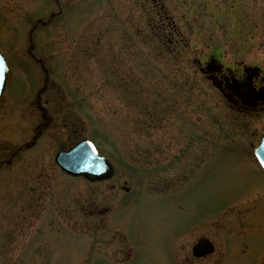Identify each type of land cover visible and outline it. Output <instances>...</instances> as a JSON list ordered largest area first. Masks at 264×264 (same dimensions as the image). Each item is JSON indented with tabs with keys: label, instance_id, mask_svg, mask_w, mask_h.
I'll use <instances>...</instances> for the list:
<instances>
[{
	"label": "rangeland",
	"instance_id": "rangeland-1",
	"mask_svg": "<svg viewBox=\"0 0 264 264\" xmlns=\"http://www.w3.org/2000/svg\"><path fill=\"white\" fill-rule=\"evenodd\" d=\"M0 51V264H106L126 242L125 264H182L183 234L207 217L188 249L201 234L216 249L189 264H257L258 238L233 257L220 247L262 194L264 109L237 115L197 59L264 69V0H0ZM82 138L112 179L56 165Z\"/></svg>",
	"mask_w": 264,
	"mask_h": 264
},
{
	"label": "flooded vegetation",
	"instance_id": "flooded-vegetation-1",
	"mask_svg": "<svg viewBox=\"0 0 264 264\" xmlns=\"http://www.w3.org/2000/svg\"><path fill=\"white\" fill-rule=\"evenodd\" d=\"M222 58L223 57H220L217 53L211 52L206 59H197V70L202 74L204 79H207L209 83L218 88V90L221 92L220 94L225 99V104L229 109H232L235 113H237V115L241 117L252 116L263 110L264 69L259 66H247L242 61H233L232 65H226L223 63ZM255 164L258 167L260 173L264 176V171L259 167L257 162H255ZM116 172L117 169L115 170L114 174ZM112 178L113 176L103 181H108ZM256 179L258 178L256 177ZM258 186L259 185L256 187ZM261 187L262 185H260V188ZM261 189L262 194L253 198L252 200L254 202L252 204L248 203L247 199L244 200V206L241 208L243 209V212L235 210L234 216L231 220L232 223L230 224L231 231L230 233H224L222 236L220 251L223 254V257L227 258L229 254H231L233 257V255L236 253V250L246 251L249 249L248 246L252 247V245H249L250 243H246V238L244 237L247 236L250 237L249 239L252 238L251 240L258 238L256 245H260V252L257 264L261 263L262 259H264V187ZM124 190L125 192H128L129 188L125 187ZM134 195L137 197L136 194ZM242 197V195H239L237 198L240 200ZM109 208L110 207L108 206V208L105 209L107 211L106 214L111 211ZM244 212L247 213L242 217L243 219H239L237 216H240ZM207 219L208 217L205 219L199 218L197 221L195 220L194 223L189 226V233L194 230V228H203ZM104 221H106L105 215H103L102 219L103 223ZM224 223L229 224V221L224 220ZM213 224L214 225L212 226L216 227V222H213ZM218 227H221V225ZM217 229L219 230V228ZM189 233L185 232L183 234L185 238V245L182 248V264L192 263L196 259L203 260L212 254L216 249V244L213 237L209 234H201L198 236L196 242L189 250L187 243ZM201 239H206L210 243L212 246V251L197 256L193 253V247ZM242 240H245V243L242 244ZM126 243L127 248L122 249V255L108 256V253L105 254V257H102V260H104L106 264H125L130 262L133 257L134 250L131 243ZM189 252L191 253L193 259L189 257Z\"/></svg>",
	"mask_w": 264,
	"mask_h": 264
},
{
	"label": "water",
	"instance_id": "water-1",
	"mask_svg": "<svg viewBox=\"0 0 264 264\" xmlns=\"http://www.w3.org/2000/svg\"><path fill=\"white\" fill-rule=\"evenodd\" d=\"M6 74V63L0 52V97L4 90ZM255 155L264 168V135L255 148ZM55 161L64 172L82 175L90 181L110 177L113 173V166L110 161L99 155L88 139L80 140L68 150H59L55 155ZM211 251L212 246L206 239L199 240L193 247V253L197 256Z\"/></svg>",
	"mask_w": 264,
	"mask_h": 264
}]
</instances>
